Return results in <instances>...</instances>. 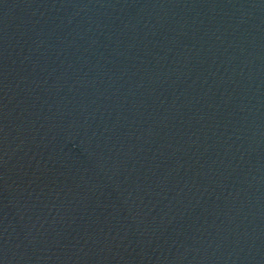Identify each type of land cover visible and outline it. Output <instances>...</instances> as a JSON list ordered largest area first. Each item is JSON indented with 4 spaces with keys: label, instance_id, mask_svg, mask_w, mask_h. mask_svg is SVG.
Returning <instances> with one entry per match:
<instances>
[{
    "label": "water",
    "instance_id": "obj_1",
    "mask_svg": "<svg viewBox=\"0 0 264 264\" xmlns=\"http://www.w3.org/2000/svg\"><path fill=\"white\" fill-rule=\"evenodd\" d=\"M0 264H264V0H0Z\"/></svg>",
    "mask_w": 264,
    "mask_h": 264
}]
</instances>
